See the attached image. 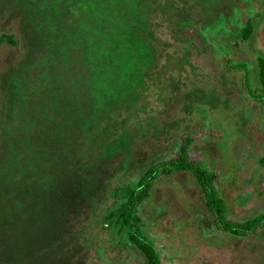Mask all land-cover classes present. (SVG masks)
I'll use <instances>...</instances> for the list:
<instances>
[{
	"label": "rangeland",
	"instance_id": "rangeland-1",
	"mask_svg": "<svg viewBox=\"0 0 264 264\" xmlns=\"http://www.w3.org/2000/svg\"><path fill=\"white\" fill-rule=\"evenodd\" d=\"M66 1L0 0V32L12 33L18 41L0 46V117L4 105L10 112L13 106L19 107L7 97L6 88L22 57L27 53L31 59L23 91L32 80L41 87L40 69L34 63H42L47 48L55 44L54 37L61 36L62 43L72 49L71 36L64 37L63 29L76 35L80 21L89 23L87 13L75 16L73 12L80 0H69L71 8ZM253 15L257 19L251 37L239 45L231 44L230 37ZM125 16L116 18L115 33L131 28V15ZM145 16L155 49L152 62L144 66L148 60L143 58L141 67L140 63L134 65L138 47L127 42L124 49L129 51L130 61H122L126 72L136 74L142 68L143 75L152 78L167 57L172 65L167 72L177 82L162 94H156L155 86L152 94L149 87L143 93L148 104L139 96L132 102L145 110L128 118V139L120 149L113 146L116 137L108 142L110 150L95 149L100 128L96 131L94 118L101 120L107 112L124 114L127 107L113 112L109 107H96V98L111 94L105 93L102 83L94 82L92 73L81 76L83 70L93 69L90 63L80 64L76 77L50 80L56 89L64 83L76 94L77 100L63 98L62 104L69 109L60 102L53 104L64 92L57 91L52 97L45 89L37 108L12 113L18 141L14 148L31 144L42 150L30 153L31 165L36 166L29 170L40 186L23 205H0V264H145L124 236L117 237L102 222V215L118 203L110 194L114 186L134 182L148 165L171 154L183 131L194 138L189 153L201 155L205 167L215 171V187L228 218L244 220L264 206V192L257 193L259 182L264 184V164L259 163L264 156V113L241 90L237 72H226L220 63L223 55L232 63L243 62L250 85L257 91L255 56L264 57V0H156ZM47 19L54 33H50ZM95 37L88 32L83 40L87 52L94 49ZM103 38L105 47H110V39ZM107 65L112 68L116 63L108 61ZM107 86L113 90L116 84ZM32 116L31 140L20 139L21 126ZM71 128L75 131L68 134ZM209 129L221 135H209ZM59 193L66 199L63 216L56 200ZM148 193L139 203L138 227L156 248L162 264H264V228L247 237L216 229L187 173L160 177Z\"/></svg>",
	"mask_w": 264,
	"mask_h": 264
},
{
	"label": "trees",
	"instance_id": "trees-1",
	"mask_svg": "<svg viewBox=\"0 0 264 264\" xmlns=\"http://www.w3.org/2000/svg\"><path fill=\"white\" fill-rule=\"evenodd\" d=\"M127 1V2H126ZM97 0L96 4L92 0H80L78 7L73 8L75 16L87 13L88 22L86 24L80 23L77 28L79 32L76 35L72 34L75 31L63 29L64 37H70V47L62 43V37H54V43L48 47L45 57L41 58L42 63L37 64V68L40 69V82L42 84L39 87L37 80H32V85L28 90L23 91L22 84L27 77V71L29 69L28 61L31 60L27 53L22 57L18 70L12 79L9 81L10 85L7 89V97L13 98L19 107L13 106L12 112L10 107L2 108L0 117V205L3 207H11L15 203L23 205L24 199L28 195H32L33 190L40 186L38 181H34V174H30L29 170L31 165L30 153H41L36 146L29 144L27 147L23 144L21 147L14 148L15 129H12V124L15 122L12 113L16 110H24L30 107L34 109L38 107V103L44 100L45 95L42 93L45 89H48V94L54 97L57 91L64 92L61 95L62 98L56 100L53 99V104L59 103L64 109H69L68 106L62 104L63 98L74 97L77 100L76 94L68 90V88L62 84H58V89L53 86L50 80L55 78L59 80H65L66 78L77 76V67L82 63H90L93 65V69L83 70L81 76L87 78L90 73L94 75L96 83H102L105 87V93L111 95L107 98H96L97 108H108L113 111L121 106L127 107V112L121 114L119 111L115 114L105 113L102 119L98 117L94 118L96 131L99 132V144L95 148L100 152L103 150H110L109 140L111 137H116L117 142L113 146L120 149L123 145V141L128 139L125 132V123L132 114L143 112L145 107L141 104L132 105L140 98L144 99V105L149 101L144 95L149 87L151 93L154 94L153 88L157 87L156 94H162L169 88H172L176 84V79L170 75L168 69L172 67L169 59L159 65L154 76H144L142 68H139L136 74H128L127 69L124 67L122 61L127 64L130 61L129 51L127 52L124 47L125 43L132 42L133 46L138 47L137 54L135 56L134 65H138L140 62H144L145 59L148 62L144 63L146 66L152 62V55H154L155 49L151 45L149 35L146 31L147 18L145 16L149 6L155 3L156 0ZM67 4H72L69 0ZM150 3V4H149ZM149 4V5H148ZM72 6L69 5V8ZM72 10V9H71ZM129 12L131 15L132 26L128 32H116V25L118 19L126 18V14ZM257 16L253 15L248 17L244 23L239 27L237 33L233 34L229 42L234 45H239L242 42H246L252 35L254 25L256 23ZM46 23L49 24L50 33H54L53 24L49 19ZM70 22V19H68ZM87 26V27H86ZM71 29V27H70ZM66 30V31H65ZM65 31V32H64ZM88 32L96 34L94 38V49L86 51L83 40L86 38ZM108 37L112 43L110 47H105L106 43L103 37ZM61 37V39H60ZM18 41L14 38L12 33L0 32V46L7 44L10 46L16 45ZM69 47V48H70ZM132 55V52H130ZM103 61V62H102ZM108 61L116 63L114 67L106 66ZM102 63H105L102 65ZM221 67L226 72L236 71L238 74L239 86L244 94L252 101L258 104L261 112L264 113V57L260 54L255 56L256 64V78L258 82V89L254 91L250 85L248 79L247 69L243 62L232 63L231 59L223 55L220 59ZM143 63H140V67ZM146 64V65H145ZM170 65V66H169ZM143 66V68H144ZM80 74V73H79ZM151 78V82L148 79ZM22 80V81H21ZM113 82L116 84L115 89H108L107 84ZM31 83V81H30ZM150 84V85H149ZM155 86V87H154ZM40 93V95H39ZM66 94V95H65ZM75 94V95H70ZM43 96L40 98V96ZM62 99V100H61ZM55 100V101H54ZM126 102V104H122ZM8 106V105H7ZM128 111L129 115L128 114ZM23 118V114L18 115ZM24 120V119H23ZM28 124L25 123L20 128V139L26 138L31 140L30 135V122L35 123V119L29 117ZM68 134H72L75 130L69 129ZM66 132V133H67ZM207 134H221L211 131L209 129ZM194 141L188 131H183L178 134V141L176 149L166 156L165 158L148 165L135 179L134 182L126 181L122 184H116L111 190L110 194L113 197H117L118 203L112 208L106 210L102 215V222L108 223L117 237L124 236L128 243L135 248L145 259V264H162L160 256L154 247V245L142 234L138 227V210L139 203L149 194V190L152 185L162 176H168L173 173L185 172L191 176L194 184L199 190L202 198V203L209 215L211 224L219 231L229 234L235 237H247L256 233L258 230L264 228V206L260 211L244 220H233L227 217V207L223 199L219 196L216 187V173L214 170L205 167L201 155L197 153H189V145ZM107 144V145H106ZM120 146V147H119ZM108 147V148H106ZM90 160L91 155L89 152L86 154ZM94 159L96 157L93 156ZM41 159H39V164ZM260 164H264V156L259 160ZM16 168V169H15ZM63 172H66L65 165L62 167ZM14 190L15 194L14 195ZM264 184L262 180L258 185V194H263ZM28 198V197H27ZM62 210V216L65 215L66 199L61 197L59 193L56 199ZM64 213V214H63ZM63 218V217H62ZM64 219V218H63Z\"/></svg>",
	"mask_w": 264,
	"mask_h": 264
}]
</instances>
